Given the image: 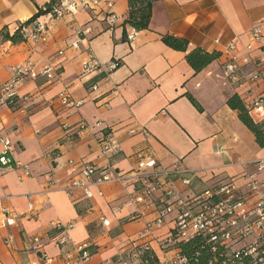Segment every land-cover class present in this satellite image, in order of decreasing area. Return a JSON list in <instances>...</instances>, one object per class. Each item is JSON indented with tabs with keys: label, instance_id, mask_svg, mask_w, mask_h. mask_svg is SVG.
I'll return each mask as SVG.
<instances>
[{
	"label": "crops",
	"instance_id": "obj_1",
	"mask_svg": "<svg viewBox=\"0 0 264 264\" xmlns=\"http://www.w3.org/2000/svg\"><path fill=\"white\" fill-rule=\"evenodd\" d=\"M48 1L0 0V29L13 32ZM108 1L112 23L104 16ZM127 12L128 0H91L89 7L60 18L39 16L48 24L45 42H0V83L26 61L38 73L18 84L14 108L0 106V137L10 139L11 157L21 164H0V264H39L28 242L34 235L50 257L46 264H61L64 251L83 243L94 249L84 264L111 261L140 247L151 248L160 262L173 259L179 250L168 237L175 213L145 231L156 218L161 191L137 199V151L153 153L159 167L178 163L185 172L175 176V198L182 200L230 180L241 189L251 179L264 184V146L226 104L231 94L247 87L256 93L262 83L223 85L224 55L194 72L185 52L161 40L169 33L185 38L189 48L218 52L233 41L240 59L264 58L256 45L246 48L250 29L264 16V0H156L148 28L140 31L123 25ZM129 33L134 34L130 40ZM91 59L96 67L83 72V62ZM112 59L119 65L108 70ZM251 61L242 66L244 75L253 69ZM46 67L51 78L40 73ZM64 90L81 102L78 107L60 104L57 97ZM105 132L119 143L117 153L102 150L98 139ZM70 159L108 167L123 178L92 186L91 197L81 190L68 195L62 187ZM4 209L19 215L14 225L4 223ZM55 221L72 224L63 246L51 225Z\"/></svg>",
	"mask_w": 264,
	"mask_h": 264
},
{
	"label": "built area",
	"instance_id": "obj_2",
	"mask_svg": "<svg viewBox=\"0 0 264 264\" xmlns=\"http://www.w3.org/2000/svg\"><path fill=\"white\" fill-rule=\"evenodd\" d=\"M91 0H61L53 7L48 14L50 19L60 18L66 12H73L79 8L89 7ZM112 3L108 1L104 11L105 19L112 23L115 14L111 11ZM264 16L249 31L250 42L246 45L248 50L255 45L258 50H264ZM21 32L26 40L45 42L48 39V24L36 19L29 26L23 27ZM133 33L127 34V39H132ZM215 39V42H218ZM224 55L221 65L223 85L233 83L236 88H240L244 83H262V88L254 93L251 87L243 89L239 96L243 99L245 107L254 122L260 123L264 129V58L254 59L250 57L239 58L236 53L235 42H230L225 49L220 52ZM253 69L247 73H242V66L250 63ZM94 59L83 62L82 69L86 72L90 68H95ZM119 62L112 59L108 62V70H113ZM51 78L50 68H43L40 72ZM38 73L33 69L32 63L26 61L16 65L13 69V76L5 82L0 83V106L14 108L18 103L16 88L26 77H35ZM92 90H97V85H92ZM26 97V96H25ZM24 97V98H25ZM57 99L62 106L68 109L76 108L80 101L71 100V95L64 90L58 94ZM84 128V123L79 125ZM2 150L0 152V164L9 166L12 162L20 166L19 162L11 157L12 143L6 137H0ZM103 151L114 154L120 150L119 143L114 139L111 132L102 133L98 139ZM136 159L135 176L139 179L141 195L137 198L153 197L156 190L161 194L157 198L158 209L156 218L148 223L145 231L152 229L162 223L169 213H175L174 227L168 237V241L178 243L186 241L195 235H203L212 244L211 250L215 251V245L224 249L220 254L222 260L220 264H243L244 257H250L248 264H264V184L262 181L251 179L246 184L245 189L239 188L233 181H225L207 187L202 194L194 196L189 200L175 198V176L185 171L180 170L177 162L173 167H159L156 164L155 155L148 150L137 151L134 154ZM69 176L66 179L62 190L70 195L76 190H81L87 197L92 196V186H98L109 181L122 180L123 175L109 170L108 167H98L91 163L68 160ZM261 167V165H259ZM25 175H29L26 165L23 166ZM185 184L190 182V178L183 179ZM53 182L50 181L49 184ZM99 194H101L99 192ZM31 209V204L28 205ZM3 221L5 224L14 225L19 218L10 209L3 210ZM51 225L58 231V245L63 246L68 242L67 231L72 227L71 223L63 225L55 221ZM254 237L248 242V238ZM6 243L9 239L5 240ZM32 249L36 252L39 264H46L50 257L42 249L43 245L39 236L28 237ZM90 244L83 243L73 250H66L61 257V264H84L92 255L89 250ZM162 264H187L185 256L179 252L171 260L161 262ZM98 264H130L127 257L119 256L111 261H103Z\"/></svg>",
	"mask_w": 264,
	"mask_h": 264
},
{
	"label": "trees",
	"instance_id": "obj_3",
	"mask_svg": "<svg viewBox=\"0 0 264 264\" xmlns=\"http://www.w3.org/2000/svg\"><path fill=\"white\" fill-rule=\"evenodd\" d=\"M60 1L61 0H49L43 7L38 9L37 13L27 20L20 22L11 33L8 27L4 26L0 29V42L10 41L12 43H20L25 41L26 39L21 32L22 28L29 26L33 21L38 19L39 16L48 15L52 12L53 7L58 5ZM154 1L156 0H128V12L123 25H129L136 31L147 29L152 14V3ZM161 40L168 47L185 52V60L194 72H199L220 57V52L215 50L206 51L200 47L189 48V43L185 38L173 34H163ZM188 98L192 103L197 105L190 95H188ZM226 104L231 109L237 111L239 120L253 133L258 145L264 146V129L260 123L253 121L239 94H231L227 98ZM173 245L178 248L180 255L186 257L187 264H220L222 260L220 254L224 253V249L217 244L215 245V251L211 250L212 244L207 240V237L203 235H195L186 241L174 243ZM138 249L140 251L139 260L143 264H162L151 248L140 247ZM89 250L91 253L94 252L91 246ZM241 261L243 264H248L251 262V258L244 257Z\"/></svg>",
	"mask_w": 264,
	"mask_h": 264
},
{
	"label": "rangeland",
	"instance_id": "obj_4",
	"mask_svg": "<svg viewBox=\"0 0 264 264\" xmlns=\"http://www.w3.org/2000/svg\"><path fill=\"white\" fill-rule=\"evenodd\" d=\"M201 193H198L196 196H199ZM134 253V254H133ZM139 254L140 251L138 248H135L133 251L128 252V254L122 256V257H127V259L129 260L130 264H143L140 260H139Z\"/></svg>",
	"mask_w": 264,
	"mask_h": 264
}]
</instances>
